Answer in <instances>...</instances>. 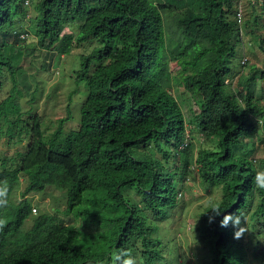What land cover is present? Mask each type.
I'll use <instances>...</instances> for the list:
<instances>
[{
  "label": "trees",
  "instance_id": "trees-1",
  "mask_svg": "<svg viewBox=\"0 0 264 264\" xmlns=\"http://www.w3.org/2000/svg\"><path fill=\"white\" fill-rule=\"evenodd\" d=\"M236 5L0 0V77L11 81L0 96V181L9 189V205L0 208L8 221L0 230V264H112L120 249L137 264H167L156 220L166 223L177 212L188 164L203 185L221 188L224 208L239 213L246 229L235 239L236 228L220 226L222 215L210 223L211 213L201 215L206 207L198 211L191 235L211 253L210 264H264V190L253 183L264 171V151L259 158L254 153L258 139L264 146V91L257 94L264 67L251 66L238 91L226 90L233 86L231 62L243 29ZM28 6L36 11L31 24L24 23ZM251 6L256 14L258 6ZM69 23L77 25L75 34L62 33ZM29 31L52 58L94 43L73 71L86 88L73 126L64 123L72 117L68 111L48 132L33 108L40 89L31 91L26 81L32 67L19 45ZM257 38L264 52V35ZM172 60L183 88L200 97L188 121L205 143L196 152L171 92ZM10 145L17 147L8 156ZM50 189L62 192L65 218L57 207L33 215L28 196Z\"/></svg>",
  "mask_w": 264,
  "mask_h": 264
},
{
  "label": "rangeland",
  "instance_id": "rangeland-1",
  "mask_svg": "<svg viewBox=\"0 0 264 264\" xmlns=\"http://www.w3.org/2000/svg\"><path fill=\"white\" fill-rule=\"evenodd\" d=\"M242 4L244 5L241 20L243 29L242 33H240L236 56L231 62L234 71L232 76L233 86L228 85L226 88L228 91L239 90V85H236V83L239 77L242 78L249 74L251 66H255L256 69H263L264 67V52L259 47L257 38L264 35V10H260L258 6L259 13L256 11L255 14L252 12V6L247 0H242ZM28 7V12L25 15V24L32 23V17L36 12L33 7ZM254 15H257L255 21L254 17L256 16ZM247 20L253 29L244 25ZM77 30L76 24L69 23L63 28L62 33L71 32L75 34ZM24 37L23 41L19 42V45H21L23 54L28 56V61L32 67L27 69L28 77L26 81L30 84L31 91H33V86L34 91L40 89L37 92V97H35L33 108L43 114L42 119L48 127V132L54 130L59 121L67 117L68 111H70L69 115L72 117L64 123L67 127L73 126L74 121L78 118V104L86 95V88L81 81L75 80L73 71L79 66L80 54L90 52L94 43L86 41L85 43L76 44L70 53L56 54L52 58L48 50L37 47L36 38L32 32L29 31L27 36ZM21 66L26 67V64L21 63ZM178 69L176 61H170L173 83L171 92L181 106L184 119L186 120L187 139L191 148H193V152H196L205 143L202 136L194 130L193 125L188 121L191 120L194 112L198 111L200 97L196 91L183 88ZM32 75L35 76V85ZM262 80L258 79L257 94L260 91H264V81ZM225 82L229 83V78ZM10 86V78L5 74L2 75L0 77V96H4ZM24 97L29 98L30 95H25ZM262 100L264 103V98ZM16 147L10 145L6 148V154L8 156L14 154ZM254 149L256 158H259L264 151V146L259 139L256 141ZM187 169L188 174L182 182L181 190L178 194L179 203L175 208L177 212L173 211L170 213L166 223H161L163 220L156 221L158 222L161 235L163 234L162 245L167 252L165 255L167 264L169 262H172V264H210L211 253L203 246L201 247L195 243L190 227L196 218L197 212L221 196V188L215 185H203L198 178L196 168L192 167L191 164L187 165ZM28 198L36 208V211L32 212L33 215H36L39 210L50 212L52 207H57L56 209H59V212L56 214L65 218L61 213L65 209L62 192L50 189L47 192L29 195ZM29 222L30 219L26 222V227L29 226ZM178 254L181 256L177 259ZM175 259H177V263H175Z\"/></svg>",
  "mask_w": 264,
  "mask_h": 264
},
{
  "label": "clouds",
  "instance_id": "clouds-1",
  "mask_svg": "<svg viewBox=\"0 0 264 264\" xmlns=\"http://www.w3.org/2000/svg\"><path fill=\"white\" fill-rule=\"evenodd\" d=\"M253 183L256 188L264 190V171H258L255 173ZM8 191L7 182L0 181V208L6 207L8 204ZM208 213H211V215H209L210 223L213 222L215 217L222 215V219L220 220L221 227H228L229 224H231L236 228V231L233 234L235 239H239L246 231L245 227L241 226L242 222H244L242 216L237 212L227 211V209L224 208L222 197L210 202L201 215ZM7 223L8 221L6 218H0V230H3ZM112 264H137V261L130 251L120 249L112 253Z\"/></svg>",
  "mask_w": 264,
  "mask_h": 264
},
{
  "label": "built area",
  "instance_id": "built-area-1",
  "mask_svg": "<svg viewBox=\"0 0 264 264\" xmlns=\"http://www.w3.org/2000/svg\"><path fill=\"white\" fill-rule=\"evenodd\" d=\"M250 4L253 3L259 7L264 6V0H247ZM244 5L242 4V0H237L236 10H235V18L237 22L241 23L243 12H244ZM264 10V7H263ZM264 13V11H263ZM23 36V35H22ZM246 60V58L244 57Z\"/></svg>",
  "mask_w": 264,
  "mask_h": 264
},
{
  "label": "bare ground",
  "instance_id": "bare-ground-1",
  "mask_svg": "<svg viewBox=\"0 0 264 264\" xmlns=\"http://www.w3.org/2000/svg\"><path fill=\"white\" fill-rule=\"evenodd\" d=\"M8 205H9V204H8ZM8 205H7V206H8ZM7 210H8V209H7Z\"/></svg>",
  "mask_w": 264,
  "mask_h": 264
}]
</instances>
